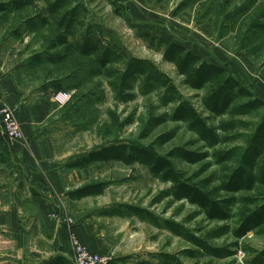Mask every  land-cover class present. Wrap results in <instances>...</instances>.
<instances>
[{"label": "rangeland", "instance_id": "obj_1", "mask_svg": "<svg viewBox=\"0 0 264 264\" xmlns=\"http://www.w3.org/2000/svg\"><path fill=\"white\" fill-rule=\"evenodd\" d=\"M78 1L86 10L83 18L87 24L100 25L105 38L117 43L127 59L153 62L170 78L179 97L189 100L204 117L209 114L202 105L201 92L187 87L176 67L163 61V51L146 38L147 32L172 42L184 40L188 50L209 63L223 66L231 74L237 69L240 83L264 100V0H148L144 3L139 0L137 4L131 0L141 10L139 17L132 16L126 9L123 4L126 0ZM38 4L40 12L47 14L44 3ZM36 11L28 8L0 14V74L24 91L29 98V107L44 110L41 134L56 145L59 164L65 166L74 158L79 160L91 152L119 145L150 147L163 157L182 149L206 156L199 163L171 158L174 168L183 174L184 182L203 190L205 184L208 190L221 185L236 166L238 155L230 163L217 165L215 153L236 147L247 148L264 109L260 115L240 118L248 126L237 128L239 139L210 148L187 123L169 120L178 102L165 104L162 101L164 89L148 90L138 78L131 82V90H121L118 85H113L114 79H108L98 71L94 58L66 54L63 47L52 49L53 35L47 27L38 23L32 30V26L24 25L25 20L36 17ZM78 40L83 41V34ZM60 56H64V60H57ZM114 68L124 69V63ZM59 93L70 94L71 99L67 103H58L56 96ZM1 95L17 118V109L7 103L3 93ZM159 117L168 121L149 130L148 122ZM226 119L210 117L208 124L217 127ZM171 135V139L163 143L162 138ZM88 168L90 179L80 188L106 183L107 193L103 200L108 202L109 212L132 206L151 214L148 219L140 213L142 219H139L127 212L123 215L106 213L123 219L135 217L140 222L136 231L141 247L130 255L137 260L134 264H264V227L244 238L236 237L244 203L223 207L229 214L228 219L214 220L188 200L177 201L168 196L173 184L156 177L149 167L109 161ZM252 194L221 191L215 197L240 199ZM258 196L264 201V195ZM167 222L170 226H181L182 232L210 247L225 249L233 255L225 259L211 257L172 233ZM128 233L138 238L133 230Z\"/></svg>", "mask_w": 264, "mask_h": 264}, {"label": "trees", "instance_id": "obj_2", "mask_svg": "<svg viewBox=\"0 0 264 264\" xmlns=\"http://www.w3.org/2000/svg\"><path fill=\"white\" fill-rule=\"evenodd\" d=\"M38 3H44L47 14L40 12ZM28 8H35L38 14L36 17L25 20L24 25L32 26V30L36 29L38 23L47 27L53 35L50 45L52 49L63 47L66 54L94 58L98 71L103 72L108 79H114L112 81L114 86L118 85L121 90H131V82L141 78L143 86L148 90L164 89L162 101L165 104L178 102L169 120L187 123L189 129L197 134L200 141L210 148L214 149L219 145L239 139L241 136L236 134L237 128L248 126V123L240 118L260 115L264 109V100L259 99L243 86L223 66L209 63L198 54L188 50L186 44L172 42L163 36L159 38L147 32L146 38L158 44L155 47L163 51V61L176 67L177 73L184 77L187 87L201 92L202 105L209 114L208 117H204L189 100L179 97L178 90L170 78L153 62L138 58L127 59L126 53L117 43H112L105 38L104 30L100 25L87 24L83 18L86 10L78 0L0 1V14L9 10L23 11ZM56 32L59 33L55 35ZM82 34L83 41H79L78 37ZM57 60H64V56H60ZM120 63H124V69L114 68ZM262 116L247 148L236 147L215 153L217 165L230 163L238 155L236 166L226 179L221 181L217 189L208 190V185L205 184L203 190L183 181V174L174 168L171 158L179 157L190 163H199L206 156L182 149H176L168 157H163L150 147L136 148L126 145L106 147L76 160L72 167L84 169L96 163L109 161H119L126 165L141 164L149 167L151 172L162 181L173 184L168 196H172L177 201L188 200L191 204L203 209L209 218L214 220L228 219L229 214L223 207L230 208L242 202L245 206L242 207L244 211L240 213V227L236 232V237L241 239L248 233L259 231L264 227V201L258 196L264 195V114ZM210 117L217 119L226 117L227 119L221 120L215 127L208 124ZM167 121L165 117L153 118L148 122L149 130ZM172 136L162 138L163 143L169 141ZM106 188V183L89 184L69 192L68 196L71 199L80 200L102 195ZM221 191L226 193L249 192L253 193V196L240 199H217L215 195ZM126 212L141 219L142 214L148 216L144 218L151 217L148 212L132 206H126L123 211L111 210L107 213L123 215ZM167 224L171 225L170 222ZM169 229L211 257L225 259L233 255L225 249L210 247L198 238L189 236L182 232L179 225L174 224Z\"/></svg>", "mask_w": 264, "mask_h": 264}, {"label": "crops", "instance_id": "obj_3", "mask_svg": "<svg viewBox=\"0 0 264 264\" xmlns=\"http://www.w3.org/2000/svg\"><path fill=\"white\" fill-rule=\"evenodd\" d=\"M144 1L148 2L140 0ZM123 4L139 17L135 3ZM236 71L232 75L241 81ZM1 93L17 109L25 139L10 143L0 137V264H72L71 232L58 222L63 214L76 219L73 233L92 252L113 256L111 264H134L137 260L131 256L141 247L138 219L106 214L110 208L103 200L106 190L71 199L68 193L90 179V168H73L76 158L65 166L57 162L56 145L41 134L44 110L29 107L24 91L0 74V97ZM131 230L138 238L128 233Z\"/></svg>", "mask_w": 264, "mask_h": 264}, {"label": "built area", "instance_id": "obj_4", "mask_svg": "<svg viewBox=\"0 0 264 264\" xmlns=\"http://www.w3.org/2000/svg\"><path fill=\"white\" fill-rule=\"evenodd\" d=\"M70 99V94L59 93L56 96V102L58 103H67ZM0 137L6 138L10 143L24 138L23 130L15 113L4 103L2 97H0ZM53 218L58 217L54 215ZM58 222L67 226L71 232L72 264H111L113 262L114 258L112 256L92 252L79 241L78 237L73 233L76 219L72 215L63 214L62 218H58Z\"/></svg>", "mask_w": 264, "mask_h": 264}]
</instances>
